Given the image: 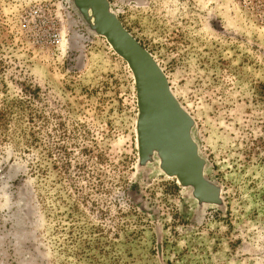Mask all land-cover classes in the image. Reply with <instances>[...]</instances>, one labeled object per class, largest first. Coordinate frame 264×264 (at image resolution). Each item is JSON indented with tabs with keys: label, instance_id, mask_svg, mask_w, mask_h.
<instances>
[{
	"label": "rangeland",
	"instance_id": "374dc122",
	"mask_svg": "<svg viewBox=\"0 0 264 264\" xmlns=\"http://www.w3.org/2000/svg\"><path fill=\"white\" fill-rule=\"evenodd\" d=\"M107 2L222 206L137 168L131 73L69 0H0V264H264V0Z\"/></svg>",
	"mask_w": 264,
	"mask_h": 264
},
{
	"label": "water",
	"instance_id": "95a60500",
	"mask_svg": "<svg viewBox=\"0 0 264 264\" xmlns=\"http://www.w3.org/2000/svg\"><path fill=\"white\" fill-rule=\"evenodd\" d=\"M86 29L106 41L131 73L136 102L137 168L171 178L198 208L221 207L220 188L204 176L193 120L169 89L150 53L122 26L107 0H69Z\"/></svg>",
	"mask_w": 264,
	"mask_h": 264
},
{
	"label": "trees",
	"instance_id": "16d2710c",
	"mask_svg": "<svg viewBox=\"0 0 264 264\" xmlns=\"http://www.w3.org/2000/svg\"><path fill=\"white\" fill-rule=\"evenodd\" d=\"M261 86H263V87H264V85H261Z\"/></svg>",
	"mask_w": 264,
	"mask_h": 264
}]
</instances>
